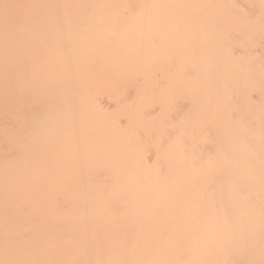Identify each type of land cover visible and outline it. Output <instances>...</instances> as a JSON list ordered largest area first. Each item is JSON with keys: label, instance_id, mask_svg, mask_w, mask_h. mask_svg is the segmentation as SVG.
<instances>
[{"label": "bare ground", "instance_id": "obj_1", "mask_svg": "<svg viewBox=\"0 0 264 264\" xmlns=\"http://www.w3.org/2000/svg\"><path fill=\"white\" fill-rule=\"evenodd\" d=\"M0 264H264V0H0Z\"/></svg>", "mask_w": 264, "mask_h": 264}]
</instances>
